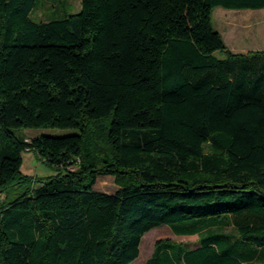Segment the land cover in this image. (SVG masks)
<instances>
[{
	"label": "trees",
	"instance_id": "trees-1",
	"mask_svg": "<svg viewBox=\"0 0 264 264\" xmlns=\"http://www.w3.org/2000/svg\"><path fill=\"white\" fill-rule=\"evenodd\" d=\"M36 3L0 0V264H130L164 223L197 244L157 239L143 264H264V49L211 19L264 0ZM41 127L79 131H14ZM25 150L57 173L23 174Z\"/></svg>",
	"mask_w": 264,
	"mask_h": 264
},
{
	"label": "rangeland",
	"instance_id": "rangeland-1",
	"mask_svg": "<svg viewBox=\"0 0 264 264\" xmlns=\"http://www.w3.org/2000/svg\"><path fill=\"white\" fill-rule=\"evenodd\" d=\"M80 9V0H37L31 11L35 20H49L61 17ZM212 25L220 32L227 48L233 52L246 53L251 50L264 49V8L261 9H228L222 6L212 8ZM216 55L224 56L223 51H217ZM17 135H23L27 139L41 134L62 136L77 133L76 128H20L14 130ZM21 172L25 175L37 178L53 176L57 170L45 162L33 150L22 152ZM96 187L99 190L113 192L116 189L111 176L102 177ZM229 230V228H226ZM145 237V239H144ZM157 239L169 241H184L188 246L197 244V235H178L168 224H161L146 232L140 241L139 255L130 264H143L151 255L154 243ZM141 244H143L142 249Z\"/></svg>",
	"mask_w": 264,
	"mask_h": 264
},
{
	"label": "crops",
	"instance_id": "crops-1",
	"mask_svg": "<svg viewBox=\"0 0 264 264\" xmlns=\"http://www.w3.org/2000/svg\"><path fill=\"white\" fill-rule=\"evenodd\" d=\"M218 31V30H217Z\"/></svg>",
	"mask_w": 264,
	"mask_h": 264
}]
</instances>
